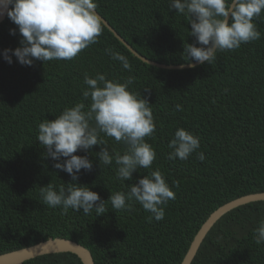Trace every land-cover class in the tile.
Masks as SVG:
<instances>
[{"label": "trees", "instance_id": "1", "mask_svg": "<svg viewBox=\"0 0 264 264\" xmlns=\"http://www.w3.org/2000/svg\"><path fill=\"white\" fill-rule=\"evenodd\" d=\"M96 11L140 55L163 64H185L183 47L194 43L187 18L169 9L170 0H95ZM12 8L9 3L8 10ZM258 40L219 52L211 64L164 69L134 55L105 25L97 43L74 59L34 61L26 66L5 49L19 46L18 26L6 14L0 22V253L52 237L72 239L87 247L95 264H180L195 233L218 206L242 195L264 191V11L253 21ZM13 30L15 34H10ZM109 51L124 55L131 70ZM97 73L123 82L147 98L156 131L146 141L157 156L150 169H138L131 180L116 179L115 161L99 165L101 145L85 153L92 171L83 169L77 184L87 185L109 210L99 216L43 203L40 188L71 183L68 173L53 168L38 141V125L54 120L65 108L84 100L85 76ZM148 91H145V89ZM180 104L183 111H176ZM178 128L200 139L187 160L169 159L168 142ZM103 136V134H102ZM111 152L125 145L103 137ZM203 152L205 159H197ZM65 158H61L63 162ZM159 169L175 193L162 220L136 202L133 209H111V193ZM178 186L173 187V182ZM264 219V200L231 208L216 220L190 264H264V245L253 229ZM22 264H82L71 252L48 253Z\"/></svg>", "mask_w": 264, "mask_h": 264}, {"label": "clouds", "instance_id": "2", "mask_svg": "<svg viewBox=\"0 0 264 264\" xmlns=\"http://www.w3.org/2000/svg\"><path fill=\"white\" fill-rule=\"evenodd\" d=\"M7 3L12 4L7 15L21 34L18 47L3 51V58L9 64L12 63L9 52L26 66L37 60L43 63L70 61L97 43L104 30L95 0H0V4ZM173 8L187 18L191 25L188 34L195 38L194 43H185L183 47V59L189 68L205 62L211 64L219 52L236 50L261 37L253 21L264 11V0H170L169 9ZM10 34L15 32L10 30ZM109 55L120 61L124 69L131 70L124 55L111 51ZM133 82L131 76L120 82L108 80L102 73L94 78L86 75L84 83L88 87L82 96L84 100L90 98V104L78 102L65 108L54 120L44 119L39 123L36 139L46 156L54 161L53 168L68 173L72 181L58 188L52 183L42 186L40 195L45 205L62 208V214L72 209L82 211L85 216L93 212L99 216L109 210L97 192L76 183L80 171H92L93 164L87 155L75 153H88L93 145L102 146L97 153L99 165L108 166L114 160L116 179L123 183L132 179L134 171L151 168L157 153L146 137L153 136L156 122L148 99L130 90ZM175 110L183 111V108L177 103ZM103 137L114 138L125 145L126 150L123 154L110 153ZM168 147L171 149L169 159L183 161L200 147V139L178 128ZM197 159L203 161L204 153H197ZM175 186L178 183L174 181ZM174 199V191L158 168L130 184L127 191H116L108 198L113 210H132L133 202L139 203L151 213L149 222L162 220L164 206ZM253 239L258 246L264 245V219L253 229Z\"/></svg>", "mask_w": 264, "mask_h": 264}, {"label": "water", "instance_id": "3", "mask_svg": "<svg viewBox=\"0 0 264 264\" xmlns=\"http://www.w3.org/2000/svg\"><path fill=\"white\" fill-rule=\"evenodd\" d=\"M9 3L0 4V22L5 18L8 12ZM98 13V12H97ZM99 14V13H98ZM100 15V14H99ZM101 16V15H100ZM104 21V25L113 32V34L137 57L148 62L151 65L164 68V69H184L187 67L185 63L184 67L181 68V64H163L147 59L146 57L137 53L101 16ZM194 63V61H193ZM264 200V191L250 193L246 195L234 198L213 210L206 220L201 224L197 232L195 233L193 239L191 240L187 251L185 252L180 264H190L194 255L196 254L201 242L206 236L207 232L213 226V224L218 220L223 213L225 214L231 208L237 207L239 205L257 201ZM58 252H71L75 254L81 261L82 264H95L92 254L89 249L82 244L63 237H52L45 240H41L32 245L21 247L12 251H7L0 253V264H22L24 261L34 258L39 255L48 253H58Z\"/></svg>", "mask_w": 264, "mask_h": 264}]
</instances>
